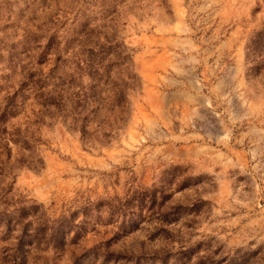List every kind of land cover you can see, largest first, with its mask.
<instances>
[{"label": "rangeland", "instance_id": "374dc122", "mask_svg": "<svg viewBox=\"0 0 264 264\" xmlns=\"http://www.w3.org/2000/svg\"><path fill=\"white\" fill-rule=\"evenodd\" d=\"M83 24L100 42L115 27L131 56L129 120L106 146L28 128L40 164L0 179V258L264 264V0H0V105L27 45L52 34L70 55ZM27 104L8 130L27 129Z\"/></svg>", "mask_w": 264, "mask_h": 264}, {"label": "trees", "instance_id": "16d2710c", "mask_svg": "<svg viewBox=\"0 0 264 264\" xmlns=\"http://www.w3.org/2000/svg\"><path fill=\"white\" fill-rule=\"evenodd\" d=\"M115 13V12H114ZM40 30L38 27H35ZM115 27L112 38L100 42L94 28L83 24L70 45V55L62 54V42L48 35L44 47L27 45V63L18 72V79L6 92L0 105V179L15 167L35 168L39 161L25 159L35 150L28 128L61 123L70 132L78 133L84 145L106 146L126 126L131 112L130 95L140 87L127 48L117 41ZM31 35L27 43H38ZM66 51V48L65 50ZM31 107L27 129L8 130L7 125L20 107ZM16 146L11 158L9 142ZM37 164V165H36ZM0 214V227L9 230L10 218ZM26 245L5 248L0 264H26ZM31 246V245H28Z\"/></svg>", "mask_w": 264, "mask_h": 264}]
</instances>
